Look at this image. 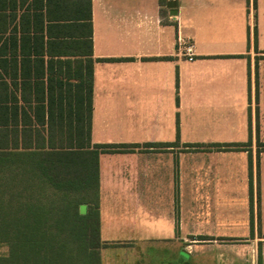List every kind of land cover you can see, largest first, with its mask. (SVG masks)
Here are the masks:
<instances>
[{
  "label": "crops",
  "instance_id": "obj_1",
  "mask_svg": "<svg viewBox=\"0 0 264 264\" xmlns=\"http://www.w3.org/2000/svg\"><path fill=\"white\" fill-rule=\"evenodd\" d=\"M168 1L0 0V141L44 178L105 146L102 264H264V0Z\"/></svg>",
  "mask_w": 264,
  "mask_h": 264
},
{
  "label": "trees",
  "instance_id": "obj_2",
  "mask_svg": "<svg viewBox=\"0 0 264 264\" xmlns=\"http://www.w3.org/2000/svg\"><path fill=\"white\" fill-rule=\"evenodd\" d=\"M11 132L17 135L12 146L16 149L20 147L19 132L23 138L29 130L14 128ZM8 133L0 128V137ZM9 147L7 140L0 141V264H102L100 250L110 243L100 236L96 186L98 156L105 146L96 145L89 162L80 150L78 169L70 167V154L62 153L61 176L56 178L39 176L37 163L34 168L24 167L23 158L37 157L39 152L6 150ZM56 171L59 172L58 168ZM46 181L61 191H41ZM82 204L88 205L85 214L79 209Z\"/></svg>",
  "mask_w": 264,
  "mask_h": 264
},
{
  "label": "rangeland",
  "instance_id": "obj_3",
  "mask_svg": "<svg viewBox=\"0 0 264 264\" xmlns=\"http://www.w3.org/2000/svg\"><path fill=\"white\" fill-rule=\"evenodd\" d=\"M86 205H81V207H80V212L82 213V214H84L85 213V207ZM117 228V227H116ZM118 229V228H117ZM114 235L115 236H109V237H112L113 239L115 238V239H117V240H115V241H118L119 240V238H128L129 236L127 235V234H120L119 232H114ZM104 236H106V235H104ZM119 242V244L115 247H106V248H103V249H105V251L106 252H108V256H116V254H118V253H120V252H122L121 250L123 249L125 252L127 251V252H130V250H131V246H130V244L131 243H133V242H131V241H118ZM152 243H156V242H152ZM160 245L162 244V242H158ZM140 245H145V246H147L148 247V250L145 252V254H146V257L147 258H145V259H147V264H151V263H155L156 262V260L158 259L159 260V263H161V261H163V260H166V261H168L170 258H169V256H168V253L167 252H158V254H157V259H155L154 258V256L156 255V254H154V252H151L150 250H149V247H150V245H151V242H147V241H141L140 242ZM113 246V245H112ZM122 248V249H121ZM216 248H219L218 246L216 247V246H212V247H210L209 249L212 251V252H208L207 254H209V256L210 255H216L217 257H218V254L219 253H221V252H213V251H215L216 250ZM204 249H205V247H204ZM220 249H221V247H220ZM225 249V252H227L226 250H228V249H232L231 247H225L224 248ZM122 254H125L124 252H122ZM131 259H132V257L131 256H129ZM131 259H128V260H131Z\"/></svg>",
  "mask_w": 264,
  "mask_h": 264
},
{
  "label": "water",
  "instance_id": "obj_4",
  "mask_svg": "<svg viewBox=\"0 0 264 264\" xmlns=\"http://www.w3.org/2000/svg\"><path fill=\"white\" fill-rule=\"evenodd\" d=\"M167 6L169 8H171V11H172L173 14L176 13L177 10H176V1L175 0H169L167 2Z\"/></svg>",
  "mask_w": 264,
  "mask_h": 264
},
{
  "label": "built area",
  "instance_id": "obj_5",
  "mask_svg": "<svg viewBox=\"0 0 264 264\" xmlns=\"http://www.w3.org/2000/svg\"><path fill=\"white\" fill-rule=\"evenodd\" d=\"M187 52H191V46L186 47ZM192 54L189 55V59H192Z\"/></svg>",
  "mask_w": 264,
  "mask_h": 264
}]
</instances>
